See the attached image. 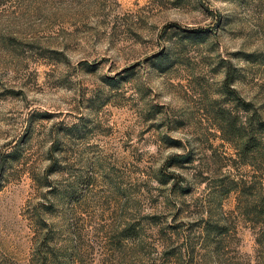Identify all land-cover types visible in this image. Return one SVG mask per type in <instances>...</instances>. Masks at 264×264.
<instances>
[{"label": "rangeland", "instance_id": "obj_1", "mask_svg": "<svg viewBox=\"0 0 264 264\" xmlns=\"http://www.w3.org/2000/svg\"><path fill=\"white\" fill-rule=\"evenodd\" d=\"M256 116L264 0H0V264H264Z\"/></svg>", "mask_w": 264, "mask_h": 264}, {"label": "trees", "instance_id": "obj_2", "mask_svg": "<svg viewBox=\"0 0 264 264\" xmlns=\"http://www.w3.org/2000/svg\"><path fill=\"white\" fill-rule=\"evenodd\" d=\"M225 86H227L226 80ZM252 120L253 122L251 123ZM252 120H248L247 126L240 125L232 128V132L234 131L233 137H237L240 141L237 150L242 163H247L246 158L250 157V155L264 154V121L258 116ZM261 172L264 173V169ZM263 179L257 183V191L259 195L263 194L264 199ZM42 259H40L38 264H44Z\"/></svg>", "mask_w": 264, "mask_h": 264}]
</instances>
